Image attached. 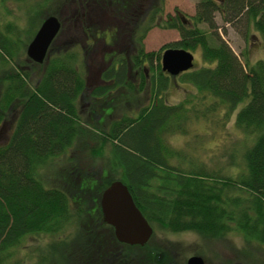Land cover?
<instances>
[{
    "label": "trees",
    "instance_id": "trees-1",
    "mask_svg": "<svg viewBox=\"0 0 264 264\" xmlns=\"http://www.w3.org/2000/svg\"><path fill=\"white\" fill-rule=\"evenodd\" d=\"M73 1L76 4L68 14L58 16V38L50 44L45 68L33 85L28 82L35 71L31 66L38 64L14 56L12 44L0 33V125L7 121L8 113L12 118L8 139L0 143V264H19L12 249L24 237L56 235L71 223H75V233L73 230L67 240L47 243L35 264H178L171 252L181 253L183 245L179 242L156 240L153 233L147 244L129 246L117 242L110 226L103 223L100 193L118 178L127 185L151 226L173 233L192 231L203 238L238 231L246 245L264 242V62L242 63L214 32L213 14L223 6L225 21L248 20L264 34V0H200L191 23L176 9L175 14L163 18V0ZM98 7L115 9V16L124 22L140 13L141 21L133 32L119 30L113 35L111 50L103 44L110 51L109 58L98 70L100 83L89 93L103 115L91 128L81 114L85 102L81 97L88 90L86 74L75 62L94 52L96 37L92 38L85 27ZM76 20L83 26L81 33L93 40L81 43L84 48L80 49L66 46L70 41L79 43L75 38L81 34L65 32ZM142 22L145 29L135 38ZM198 23H206L209 31L199 28ZM152 25L177 29L179 39L170 45L199 48L203 64L208 63L180 74L196 88L204 107L201 116L220 107H225L226 116L235 111L234 125L249 141L242 153V171L236 176L202 163L195 162L188 170L170 163L172 157L181 156L166 137L175 128L183 131L182 121L193 111L186 112V100L178 104L163 100L169 76L161 71L159 53L145 51L140 39ZM156 60L155 70L148 77L151 102L141 106L135 116L122 115L111 125L109 122L105 129L101 125L104 118L126 96L108 94L122 87L132 89L129 79L135 72L139 80L141 77L138 90L142 91L147 83L144 62ZM207 98L211 100L206 102ZM104 105L111 110L101 109ZM88 138L108 150L109 166H103L99 175L81 168L72 174L64 171L55 177L58 185L44 187L38 168L68 148L77 151L87 146ZM108 167L119 168L120 174L110 175Z\"/></svg>",
    "mask_w": 264,
    "mask_h": 264
},
{
    "label": "rangeland",
    "instance_id": "rangeland-1",
    "mask_svg": "<svg viewBox=\"0 0 264 264\" xmlns=\"http://www.w3.org/2000/svg\"><path fill=\"white\" fill-rule=\"evenodd\" d=\"M198 1L200 0H163L162 17L164 18L167 14H175L176 9L183 18L191 20L195 14ZM144 2L146 3L145 0ZM74 4L76 2L73 0H0V33L12 44L15 52L14 56L18 55L21 58L20 60L26 63V46L40 25L41 20L49 15L59 16L60 18L66 16L68 9H72ZM77 5L79 7L80 1L77 2ZM116 6L114 7L115 9ZM144 8L143 11L145 12L147 7ZM115 9L113 11L110 8L98 7L97 11L94 12L95 14L93 12L90 14L88 27L85 28L89 29L90 34L93 35L92 38L96 37L94 41L90 39L95 44L94 52L86 53L87 56H90L89 58L87 56L81 58L80 56L79 58L81 59L75 62L78 69L83 74H86L88 90L86 95L80 96L85 100L83 104L81 103V114L82 119L91 128H94L95 123L103 115L100 105L96 104V100L90 99L91 96H89L93 87L100 83L97 77L99 68L104 67L109 58L108 53L110 51L105 49L103 42L110 44L113 35L119 30L124 34L130 30L133 32L136 28L135 24H139L141 21V14L136 13L137 18L136 16H128V22H124L125 20L115 16L114 12H117ZM222 9L223 6L213 13L214 32L219 34L242 63H245V60L249 65L256 61L264 62V34L257 31L248 20L225 21L222 16ZM48 12L50 14H47ZM132 18H136L134 24H132ZM144 26L145 23L142 22L141 26L137 27L138 31L135 38L141 36L145 29ZM197 26L206 32L209 31L206 23H198ZM81 27L83 28L78 20H76L75 25L69 24V30L65 32L72 35L81 34V37L75 38L79 42L77 45H73L76 41H70L66 46H74V49H80V47H83L82 44L84 42H91L81 33ZM57 38L58 36H55L53 40H57ZM178 38L179 32L177 29L152 25L140 39L146 51H154L156 53L160 51L161 54L160 48H163L164 44L174 42ZM60 39H64V36ZM106 48L109 50L111 47L107 46ZM192 53L194 54V68H198L203 64L199 48L192 49ZM158 62L160 64V61ZM156 63L157 60L151 64L144 62L143 74L147 83L145 84L146 88H143L142 91L138 90L141 77L139 80L138 73L135 72L129 79L132 89L128 90V87H122L108 94L117 95L118 98L126 96L118 101L120 103L119 107H114L111 114L104 118V122L101 125L105 129L109 128V122L111 125L112 121L122 115L135 116L141 106L151 102L152 98L149 95V89H147L148 77L150 78L154 72ZM44 64V62H41L38 65L31 66L35 71L31 77L32 81L28 80L30 85H33L38 79L45 68ZM203 65L208 66V63ZM197 95L196 88L182 76L168 79L167 86L163 91V100L168 104L185 103L186 100V106H188L186 112L193 111L190 112L189 118H185L182 121V124H184L182 125L183 131L175 128L176 131H171L172 133H168V137H166L167 143L178 151L179 156H181L180 158L172 157L170 163L180 167L182 170H188L195 165V162L198 164L202 163L207 167L219 168L220 171H225V174L229 176H236L242 171V153L249 141L234 125L235 111L226 116L225 107H220L215 112L214 109H210L207 116L203 117L201 113L204 111L201 110L204 107ZM108 97L110 98V96ZM210 100V98H207L206 102ZM244 102L238 104L237 107L239 108ZM91 105H93L92 108ZM101 109H106L109 112L111 107L104 105ZM11 119L8 113L7 121L0 125V143L8 139V131L12 127L9 123ZM97 145V140L88 138L87 146L79 147L77 151H75V148H68L65 152L48 158L46 163L38 168L39 178L43 186L49 188L58 185V181L55 179L56 176L59 178L64 171L72 174L77 168L91 170L92 173L96 172L99 175L102 167L109 165L107 163L108 150ZM107 169L106 171L110 175L118 176L120 174L119 168L108 167ZM73 230L75 233V223L66 225L56 235L44 233L28 235L12 249L13 256L18 259L19 264H35L38 261V257L44 253L47 243L56 242L64 238L67 240L72 236ZM154 239L179 242V244L183 245L181 253L171 252L174 262L178 264H182L187 256L196 253L205 255L208 264H264V242L252 241L246 245L238 231H230L220 238H214V236L203 238L192 231L173 233L154 227Z\"/></svg>",
    "mask_w": 264,
    "mask_h": 264
},
{
    "label": "water",
    "instance_id": "water-1",
    "mask_svg": "<svg viewBox=\"0 0 264 264\" xmlns=\"http://www.w3.org/2000/svg\"><path fill=\"white\" fill-rule=\"evenodd\" d=\"M60 21L54 15L45 17L26 46V55L42 62L47 49L59 31ZM193 56L183 48H166L161 54V68L176 75L192 67ZM99 205L103 221L109 224L119 242L143 245L152 233V227L136 206L125 183L111 181L101 192ZM186 264H206L199 255L186 259ZM238 264V263H236Z\"/></svg>",
    "mask_w": 264,
    "mask_h": 264
}]
</instances>
